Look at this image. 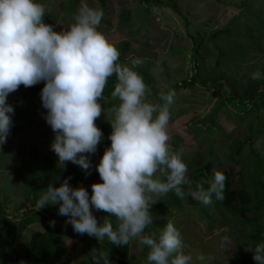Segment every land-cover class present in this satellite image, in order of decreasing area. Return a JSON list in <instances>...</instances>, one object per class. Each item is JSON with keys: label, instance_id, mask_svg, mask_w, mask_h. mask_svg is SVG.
I'll return each instance as SVG.
<instances>
[{"label": "rangeland", "instance_id": "obj_1", "mask_svg": "<svg viewBox=\"0 0 264 264\" xmlns=\"http://www.w3.org/2000/svg\"><path fill=\"white\" fill-rule=\"evenodd\" d=\"M37 2L43 3L46 14L56 19L57 25L53 27L59 32L63 29L60 27L66 28L74 22L81 0ZM87 3L90 7L99 6L98 0H87ZM160 3L162 5L151 0H105L98 31L118 50L122 43L129 44L125 60L142 59L140 67L148 71L147 87L151 93L146 96L148 103L157 104L161 91L167 92L173 84L188 80L191 75L188 70L198 74L196 79L200 86L195 83L191 88L178 89L170 105L169 144L173 150L183 152L182 158L188 167L186 180L191 169L208 162H212L215 170L222 164L223 169L232 166L228 161L230 150H234L233 145L243 144L251 133L252 146L245 142L235 158L240 160L244 178L254 176L259 171L254 155L264 166V106L260 107L264 103V86H259L264 84V79L250 77L257 70L264 74V0H161ZM18 94L22 91L9 94L8 101L16 103ZM28 102L25 99L23 103ZM99 102L104 108L103 122L111 128L109 122L113 117L109 109L118 106L119 100L112 97ZM257 106L263 108L261 113ZM46 114L32 116L31 126L19 119V115L12 114L10 134L6 143L0 145V200L8 218H17L19 222L24 219L20 217L24 211L35 209L28 203L27 150L32 146L40 153L54 154L51 144L55 133L44 119ZM20 144L23 150L18 158ZM239 167L235 165L233 169L237 182ZM233 186L238 188L236 184ZM22 204L24 206L20 207ZM150 211L153 223L144 234L155 233L158 238L167 222H173L181 233L182 251L192 256V264H201L197 260L201 254L208 258L204 264H244L235 256L246 252L237 239L245 228L231 226L230 212H219L212 203L204 205L201 201L199 205L180 208L159 209L153 204ZM39 217L33 216L29 222L27 218V223L24 219L25 226L17 227L14 245L29 242L33 231H43L52 221L48 214ZM60 227L63 232L59 235L66 240V255L59 264H81L87 259L82 240L89 242L93 237L75 233L72 225L65 222H55V227L50 229ZM225 237L228 242L222 245ZM98 243L94 237L93 259ZM7 251L6 241L0 234V255ZM148 252L149 249L139 243V237L135 238L130 242L129 264H149ZM12 264L26 263L14 259Z\"/></svg>", "mask_w": 264, "mask_h": 264}, {"label": "clouds", "instance_id": "obj_2", "mask_svg": "<svg viewBox=\"0 0 264 264\" xmlns=\"http://www.w3.org/2000/svg\"><path fill=\"white\" fill-rule=\"evenodd\" d=\"M46 11L37 0H0V145L6 143L12 127L14 108L7 103L9 94L21 85L28 88L44 82L40 93L47 110L44 119L55 133L51 150L60 164L71 162L90 174V154L96 153L103 139L95 123L104 112L99 101L114 74L118 82L111 95L119 105L109 109L111 144L96 166L103 182L92 184L89 196L82 185L71 187L68 177L59 187L49 185L36 208L59 203L57 214L68 217L65 223L75 233L100 241L107 237L124 246L139 237V243L149 249V264H192V256L182 251L181 233L173 222H167L158 238L155 233L144 234L153 223L150 209L158 201L153 197L170 191L181 200L185 197L181 186L188 167L182 150H173L169 144L175 90L159 93L163 105L146 102L150 90L135 71L142 59L119 62L117 47L98 31L102 8L81 0L74 22L59 32L44 22ZM250 78L264 79V74L257 70ZM225 180L222 172L214 171L207 190L197 184L195 198L204 205L211 204L213 196L222 201ZM92 209L114 216L117 228L108 218L98 224ZM49 226L55 227V221H49ZM227 242L225 237L222 245ZM244 250L253 253L256 264H264V242ZM207 259L197 256L201 264Z\"/></svg>", "mask_w": 264, "mask_h": 264}, {"label": "trees", "instance_id": "obj_3", "mask_svg": "<svg viewBox=\"0 0 264 264\" xmlns=\"http://www.w3.org/2000/svg\"><path fill=\"white\" fill-rule=\"evenodd\" d=\"M160 1L161 0H151V2L156 5H162ZM98 3L99 8H105V0H98ZM44 22L52 26L54 24L57 25L56 19L49 14H45ZM54 30L57 31L55 27ZM122 44L123 45L119 50L121 52L119 62L130 63V60H125V54L127 50L126 48L129 44ZM196 49L197 47L194 45V53ZM135 71H137L143 77L145 84L148 85V79L146 77L148 75V71H145L142 67H140V65L135 68ZM188 73L191 74L188 80L186 79V81H182V83L179 85H177L178 82L173 84L171 89H174L175 92H177L178 89L191 88V86L195 85V83L200 86L201 83L197 82L199 80L196 79L198 78V74L196 73V75H194L191 69L188 70ZM117 82L118 81L115 74L109 77L103 92V98H112L111 93L114 91ZM259 86L262 87L264 84H259ZM43 87L44 82H40L35 86L28 88H25L23 85H21L18 91L21 90L22 94L16 95V103H10L7 99V103L11 106H14V114L16 116L19 115V119L24 121L29 126L33 124L32 116L47 112V110L42 106L40 96ZM25 99L29 100L27 104L23 103ZM161 101L158 100L157 102L160 104ZM263 106L264 103H261L260 107ZM252 108L253 107H251V109ZM257 108L258 112L260 110L259 113H261L263 108L259 109L258 106ZM103 121L104 119L102 115L95 121L96 126L103 132V139L97 146L96 153L90 154V160L92 163V168L89 169L90 174H86L83 169L71 162H68L69 164L66 167H62L55 153V155L51 153H40L38 149H35L32 146L30 150H27L25 154L27 161H25L29 172V178L28 181H26L28 183L29 190L28 203L35 209L26 210L22 213V216L20 215V217L25 219V222L27 218L29 222L30 218L33 216L40 218L39 216H46V214L51 217L50 220H54L57 223L65 222L68 219L66 216L57 214L60 206L59 203L55 205L46 204L44 208L39 210L36 208L37 201L46 192L49 185H52L53 187H59L64 179L71 177L69 180V185L71 187L77 188L82 185L88 191L89 196H91V185L94 183L103 182L100 179L99 173L96 171V166L99 164L104 154L105 148L110 147L111 142L108 137L112 132V129L108 127V125ZM23 135L25 137L26 132H24ZM250 140H253L252 133L249 134L245 140H243V144L245 142H249L251 145ZM243 144L241 143V145H233L235 146L234 150H230L228 161L233 163L232 166L223 169L224 165L222 164L219 170H215L213 168L212 162H208L202 167L194 168V170L191 169L187 180L181 186L185 192L184 199L181 200L175 195L174 191H170L164 196L153 197L154 199L158 200L154 206L156 208L162 209L164 206L180 208L185 205H199L200 200L194 196V193L197 190V184H201L203 188L207 190L209 187V182L213 179L214 171H220L226 176L224 199L222 201L217 200L215 196H213V206L219 212L228 211L231 213L232 220L228 221L231 223L233 228H235L236 225H241L245 228L239 233L237 238L240 240L242 245L245 247H254L256 244L264 242V166H262L261 160L258 158V156L254 155L255 159L257 160L259 171H257V173L250 178H244L243 175L245 172L243 171V167L240 165V160L235 158L236 155L240 154ZM22 150L23 147L20 144L18 158L21 157ZM251 151L252 154H255L253 150ZM235 165L240 166L237 171V174H239V182H237L238 180H235L234 177L233 169ZM235 184L238 185V188L233 186ZM22 206H24V204L20 205V207ZM50 208H52L53 211H50ZM92 211L93 215L97 218L98 224H102L105 218L110 219L109 217L112 216L103 211H96L95 209H92ZM112 217L114 219L110 220L113 225V229L115 230L117 228V221L114 216ZM24 219L22 222H19L17 218H8V216L5 214L3 202L0 200V234L3 235L6 245L8 246L7 253L2 252L0 255V264H12L14 259L20 260V262L26 264H59L62 258H64L66 255V240L59 235L61 232H63V227L51 230L50 226H48L43 231H33L29 242L14 245L17 227L19 225L25 226ZM93 242L94 237L91 238L89 242L82 240V243L85 245V255L87 259L82 260L81 264H106V261L107 264H129L130 243L128 245L118 246L111 243L108 238L105 237L102 241L99 240L98 251L93 259V253L91 252ZM235 258H240L244 264H256V262L253 260L252 252H245L240 255V257L236 255Z\"/></svg>", "mask_w": 264, "mask_h": 264}, {"label": "water", "instance_id": "obj_4", "mask_svg": "<svg viewBox=\"0 0 264 264\" xmlns=\"http://www.w3.org/2000/svg\"><path fill=\"white\" fill-rule=\"evenodd\" d=\"M193 69H194V71L196 72V66H195V65H193Z\"/></svg>", "mask_w": 264, "mask_h": 264}]
</instances>
